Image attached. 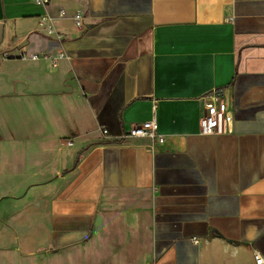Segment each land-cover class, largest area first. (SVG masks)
<instances>
[{
	"label": "crops",
	"instance_id": "0c3cea01",
	"mask_svg": "<svg viewBox=\"0 0 264 264\" xmlns=\"http://www.w3.org/2000/svg\"><path fill=\"white\" fill-rule=\"evenodd\" d=\"M213 94L226 132L205 136ZM154 118L163 145L119 140ZM255 252L264 0H0V264H256Z\"/></svg>",
	"mask_w": 264,
	"mask_h": 264
},
{
	"label": "built area",
	"instance_id": "2783aa9c",
	"mask_svg": "<svg viewBox=\"0 0 264 264\" xmlns=\"http://www.w3.org/2000/svg\"><path fill=\"white\" fill-rule=\"evenodd\" d=\"M35 3L43 6H48L51 0H33ZM61 17H65L66 13L64 11L60 12ZM75 25L78 29H85L84 24V14L77 12L73 16ZM52 30L49 31L51 34ZM60 38V37H59ZM65 55L61 54L60 58H50L53 67H58L59 60ZM38 58L37 55L33 57ZM226 114L225 108L221 103L218 95L213 94L210 98V104L206 105V110L200 121V128L202 135L214 136L223 135L226 132L225 128ZM107 134V131L104 130ZM132 139H149L153 147L161 146L165 143V137L158 132V124L154 119L143 122L139 125L131 127L129 130L124 131L119 137L121 142H125ZM197 242V241H196ZM256 264H264V257L255 252Z\"/></svg>",
	"mask_w": 264,
	"mask_h": 264
}]
</instances>
